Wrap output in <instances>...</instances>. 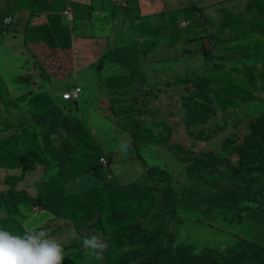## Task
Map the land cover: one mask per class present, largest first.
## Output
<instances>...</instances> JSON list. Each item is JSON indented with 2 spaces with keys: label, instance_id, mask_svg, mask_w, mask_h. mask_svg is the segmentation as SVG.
<instances>
[{
  "label": "rangeland",
  "instance_id": "rangeland-1",
  "mask_svg": "<svg viewBox=\"0 0 264 264\" xmlns=\"http://www.w3.org/2000/svg\"><path fill=\"white\" fill-rule=\"evenodd\" d=\"M169 2L186 5L193 3V0ZM5 4L4 0H0L1 13L5 11L2 8ZM11 7L9 10L13 11ZM24 8L21 9V16L27 34H31L33 26L47 22L51 15L49 10L42 11L40 5L34 9ZM66 10L68 14H65ZM72 10L73 6L68 3L62 10L65 14L62 17L73 25ZM70 37L72 47L63 50L48 49L43 42L37 43L32 37L30 46L35 55L29 63L18 60L20 56L10 50L0 49V228L20 235L26 229L47 230L50 236L64 245L65 258L62 264H125L122 255L131 251L130 245L109 241L111 232L120 234L127 230L126 221L123 224L119 221L111 223L107 219L117 214L116 209H104L103 230L88 226L84 217L86 213L81 208L75 217L67 214L55 216L43 209L49 187L56 182L63 186L61 190L66 192L67 189L60 177L52 179L53 175L58 174V166H49L42 163L39 157H33L26 139L33 134L40 138L48 125L46 122H51L54 117L59 118L62 113L72 118L78 116L95 132L94 136L99 138L97 144L105 153L111 152L109 155L116 161L111 166L112 177L107 171L108 167H103L108 161L107 155L103 154L105 160L101 157L99 161L107 179L106 186H115V182L125 184L144 181L147 179V166H168L174 174V180L166 185L177 192V199L188 196L190 193L185 189V184L192 185L193 181L185 170L188 153H178L177 149H171L164 142L159 145L140 144L139 151L143 156L140 158L136 156L132 141L135 135L144 132L149 133H146L147 136L152 132L151 136L160 141L165 133L161 122L175 121L176 125L171 127L168 136L169 145L181 144L192 151L209 149L237 159L238 151L234 146L258 135L257 128H263L264 125V0H227L204 8L166 10L159 15L140 19L127 33L112 36L113 40L109 43L122 44L140 59L145 89L156 84L154 87L158 90L144 93L146 97L139 101L145 108L144 112L136 115L140 118L138 124L129 125L127 131L122 130L119 117L110 115L107 96L104 88L98 84L99 78L94 67V61L108 50L106 40L84 39L78 30ZM192 42L196 44L193 46ZM38 74L54 82L53 97L57 95L56 89L64 92L74 83L79 84L83 90L80 99L69 102L58 98L54 100L55 103L52 99L41 98L38 103L40 106L36 105L29 92L33 87L30 81L37 82ZM186 87L198 89L201 97H206L205 100L215 108V113L206 121L192 127V136L188 135L183 120L188 112L186 99L182 96ZM222 87L244 88L253 93L256 99L249 96L248 100L245 98L246 101L236 99L232 105L221 107L217 103L219 96L215 90ZM128 94L136 95L132 88ZM231 94H235V91ZM201 97L195 100L205 102ZM192 107L196 113L197 105ZM41 120L46 124L41 123ZM143 127H146L145 131H142ZM200 131L208 137L200 138L197 134ZM233 135L236 141L225 147L224 143L229 142ZM122 144L127 145L126 150H122ZM15 154L16 157L24 155L32 161V167H12L15 163L10 160ZM181 163L184 164L181 166ZM216 163L222 174H225L228 170L226 158ZM212 180L217 186L224 181L223 178L218 181L214 177ZM100 181V175L90 172L69 184V191H80ZM164 193L165 188L160 186L155 193V206L151 210H162ZM111 197L106 192L103 197L106 204L111 202ZM20 198L29 199L18 201ZM95 199L96 196L91 195L92 202ZM248 204L252 209L257 207V204ZM238 210L223 206L208 207L206 211L178 207L173 216V208H170L165 212L164 219L157 217L150 226L157 229L168 225L169 229L175 230L172 253L178 244H185L183 240L193 241L184 250L188 254V257L184 256L185 264H190L194 257H189L201 254L208 245L225 250L239 237L264 246V215L249 217L246 210L242 211L243 221H231ZM92 234L101 236L108 243L102 260H96L82 245V238ZM166 240L168 244L171 243L169 238ZM140 247L139 244L135 246L137 249Z\"/></svg>",
  "mask_w": 264,
  "mask_h": 264
},
{
  "label": "trees",
  "instance_id": "trees-1",
  "mask_svg": "<svg viewBox=\"0 0 264 264\" xmlns=\"http://www.w3.org/2000/svg\"><path fill=\"white\" fill-rule=\"evenodd\" d=\"M15 2V6L12 5L11 7L13 11L9 10L10 7H8V9H4L5 13L0 12V16L4 14L13 15L14 11H21V9H25L24 7L34 9L37 5L42 6V11L49 10V13H51L47 22L33 26L31 34H27V40L31 41L34 38L36 39L35 42H43L48 49L52 50H63L72 47L70 35L77 31L79 21L77 18L79 16L77 13L74 14L73 25L63 20L62 16L65 14L62 10L68 4V0H16ZM182 9L185 8L176 10ZM13 17L15 21V16L13 15ZM107 48L108 50L94 61V67L98 74L99 84L105 90L110 115L119 117L122 130L127 131V128H130L129 125L138 124L140 118L136 115L144 112L145 108H142L139 102L142 101L141 98L146 97L144 93H152L158 90L154 87L156 84L145 89V76L141 73L140 59H137L135 53L128 51L129 48L117 43L110 44ZM30 83L33 87H37V89L30 88L29 92V95L32 96L30 98L36 105H38L41 98L52 99L53 101L58 99L57 96L53 97V93L42 90L38 82L30 81ZM130 88L134 89L136 95L128 96ZM158 89L160 90L161 87L159 86ZM232 91H235V94H231ZM215 92L219 96L218 105L224 108L235 103L236 99L246 101L249 96L256 99L253 93L241 87L230 89L222 87L215 90ZM182 96L186 99L185 105L188 110L186 117L183 119L184 127L188 135L192 136V127L196 123L206 121L210 115L215 113V108L205 100L206 97H201L199 90L195 87H186V92ZM196 97H201L205 102H197ZM60 98L63 101H71L64 100L62 95ZM194 104L197 105L196 113L193 112L192 106ZM41 123H47L48 125L41 133L40 138L35 134H31L32 136L26 139L30 145L29 150L32 151L33 157H39L42 163L49 166H58V174L53 175L52 179L60 177L65 189L68 190L66 192L61 190L63 186L55 182L49 187L50 192L44 200V206H46L43 209L55 216L67 214L75 217L81 208L86 213L84 217L87 225L100 230L105 228L104 209H116L117 214H112L107 219L111 223L119 221L123 224L126 221L128 223L127 230L120 234L117 231L111 232L109 241L113 244L130 245L131 251L122 255L125 264H185V258L188 257V254H185L184 250L191 245L190 243L194 242L183 240L185 244H178L176 251L172 253L175 230L169 229L168 225L160 226L157 229L150 226L155 218L161 217V220L164 219L165 212L167 213L170 208H173V216L176 215L178 207L203 209L204 211L208 207L219 208V206L228 209L238 208V212L231 218V221L236 220L238 222L244 219L242 211L247 210V216L249 217L255 216V214L264 215L262 214L264 212V125L263 128H257L258 135L249 138L247 142L234 146L235 150L238 151L237 159L223 156L221 153L209 149L192 151L181 144L169 145L168 136L172 131L171 127L174 128L176 125L175 121L163 120L161 122L165 133L162 134L160 141L151 136L152 132L149 136L146 134L148 132H144L139 136L135 135L132 142L134 149L136 148L137 157H143L139 151L140 144L159 145L160 142H164L171 149H177L178 153H188L185 158V170L188 176H192L193 181L191 182L192 185L185 184V189L190 194L177 199V192L166 185L174 180V174L170 167L147 166V179L144 181H133L125 184L114 181L115 186H106L107 179L102 169L108 167L107 171L112 177L111 166L116 161L114 162L112 155H109L111 152L105 153L104 149L97 144L99 138L94 136L96 135L95 132L80 117L72 118L68 114L62 113L59 118L54 117L49 123L42 120ZM145 130L146 127H143L142 131ZM197 134L200 135V138L203 136L204 138L208 137L202 131L197 132ZM234 138H236L235 135L230 138L229 142H225L224 146H230L232 141H236ZM103 154L107 155L108 161L102 167L99 161ZM223 158H226L228 163V170L225 174H222L218 168L219 166H216V162L221 161ZM102 159L105 160V157H102ZM10 161L15 163L12 167H32V161L26 159L24 155L16 157L15 154ZM78 164L81 166L77 167ZM183 164L181 163V166ZM90 172H96L100 175L101 181L80 191H69V184L78 181ZM212 177L218 181L223 178L224 181L217 186L213 182L215 180L211 181ZM201 178L204 181L207 180V182L202 181L201 183ZM198 185L199 187H197ZM160 186L165 188V193L161 199L163 208L159 211H153L151 209L155 206V193L160 189ZM106 192L112 196L109 204H106L103 199ZM91 195L96 196L94 202L91 200ZM28 199L20 198L18 201ZM248 203L257 204V207L252 209V206ZM16 210L18 209L16 208ZM167 238L171 240L170 244L166 242ZM137 244L141 246L138 249L135 248ZM207 247L201 254H194L189 257H194V261L191 260L189 263L264 264V246L248 239L241 240L239 237L233 244L227 245L226 247L229 248L225 250L216 249L219 246L208 245ZM110 253L112 254V251Z\"/></svg>",
  "mask_w": 264,
  "mask_h": 264
},
{
  "label": "crops",
  "instance_id": "crops-1",
  "mask_svg": "<svg viewBox=\"0 0 264 264\" xmlns=\"http://www.w3.org/2000/svg\"><path fill=\"white\" fill-rule=\"evenodd\" d=\"M4 1L6 4L2 8L5 10L12 5L15 6L16 3V0ZM223 1L227 0H207L204 2L193 0V3L186 5H174L169 0H68V3L69 6H73L72 11H74V14L77 13L79 16L77 18L79 20L77 30L83 36L82 38H88L93 41L105 39L106 44L110 45L112 43L109 42L113 40L112 36L115 37L119 36L120 33H127L142 18L156 16L166 10L171 11L190 6L204 8ZM22 13L23 11H14L15 21L10 26L0 27V49L10 50L20 56L18 60L23 63H29L33 61L35 51L30 46L32 44L31 41L27 43V32L26 26L23 24ZM195 44L192 42L193 46ZM143 58L146 59V55ZM38 75L39 79L37 82L41 89L52 93L54 82H50L47 77L44 78L40 74ZM75 87L82 89L79 84L74 83L69 88L67 87V91ZM56 91L57 98H60L61 94L66 92H62L61 89H56Z\"/></svg>",
  "mask_w": 264,
  "mask_h": 264
},
{
  "label": "clouds",
  "instance_id": "clouds-1",
  "mask_svg": "<svg viewBox=\"0 0 264 264\" xmlns=\"http://www.w3.org/2000/svg\"><path fill=\"white\" fill-rule=\"evenodd\" d=\"M127 149L126 144L121 145ZM82 245L96 260L103 259L108 243L96 234L82 238ZM64 245L47 230H25L23 235L0 228V264H62Z\"/></svg>",
  "mask_w": 264,
  "mask_h": 264
},
{
  "label": "built area",
  "instance_id": "built-area-1",
  "mask_svg": "<svg viewBox=\"0 0 264 264\" xmlns=\"http://www.w3.org/2000/svg\"><path fill=\"white\" fill-rule=\"evenodd\" d=\"M69 11L66 10L65 14H68ZM14 17L12 14H4L0 16V26L6 27L13 23ZM82 89L80 87H75L66 91L62 94L64 100H78L81 97Z\"/></svg>",
  "mask_w": 264,
  "mask_h": 264
}]
</instances>
